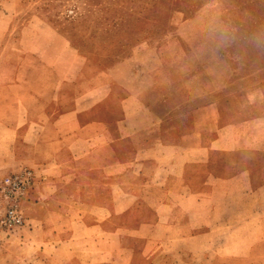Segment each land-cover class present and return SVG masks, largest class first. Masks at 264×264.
Masks as SVG:
<instances>
[{"label": "crops", "instance_id": "crops-1", "mask_svg": "<svg viewBox=\"0 0 264 264\" xmlns=\"http://www.w3.org/2000/svg\"><path fill=\"white\" fill-rule=\"evenodd\" d=\"M18 35L0 126L38 139L10 146L37 175L16 263L264 264V83L234 86L228 36L164 84L150 44L91 69L41 18Z\"/></svg>", "mask_w": 264, "mask_h": 264}, {"label": "rangeland", "instance_id": "rangeland-1", "mask_svg": "<svg viewBox=\"0 0 264 264\" xmlns=\"http://www.w3.org/2000/svg\"><path fill=\"white\" fill-rule=\"evenodd\" d=\"M39 18L67 36L91 69L94 65L108 68L128 55L134 46L150 44L157 47L164 63L160 70L164 84L168 82L170 65L174 73L177 72L175 77L179 78L185 65L193 62L192 59H201L196 58L198 53L190 51L192 46H217L222 35L228 36L231 44L227 59L233 71L231 81L234 86L241 84L250 88L252 83H264V0H0V46L3 51L8 39L9 42L15 40L14 47L18 45L22 25ZM3 32L7 37L1 38ZM4 52L0 61L6 63ZM31 55L22 62L34 69L39 58ZM87 71L93 70L88 68ZM14 72L0 70V81L12 82L17 76ZM24 73L22 68L19 79ZM159 93L162 95L163 91ZM37 139L36 132L32 138H26L23 133L0 126V181L26 167L35 173L32 189L21 204L25 223L16 228H0V264H21L14 259H21L25 254L21 245L30 219L27 203L37 183L34 168L24 165L15 168L10 146L14 140L19 147H29ZM18 149L20 157L28 153ZM5 205V199L0 196V217ZM26 252L27 255L37 254ZM84 255L88 256V253ZM139 260L136 264H146L143 258Z\"/></svg>", "mask_w": 264, "mask_h": 264}, {"label": "built area", "instance_id": "built-area-1", "mask_svg": "<svg viewBox=\"0 0 264 264\" xmlns=\"http://www.w3.org/2000/svg\"><path fill=\"white\" fill-rule=\"evenodd\" d=\"M34 179V171L26 167L0 181V196L6 201L0 217V228H16L25 223L21 204L32 189Z\"/></svg>", "mask_w": 264, "mask_h": 264}]
</instances>
